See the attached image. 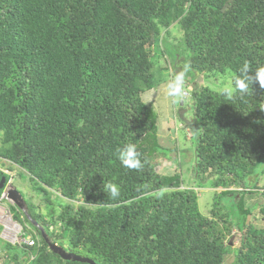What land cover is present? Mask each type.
I'll return each instance as SVG.
<instances>
[{
    "label": "trees",
    "instance_id": "16d2710c",
    "mask_svg": "<svg viewBox=\"0 0 264 264\" xmlns=\"http://www.w3.org/2000/svg\"><path fill=\"white\" fill-rule=\"evenodd\" d=\"M173 25L189 53L184 62L205 79L224 85L245 61L264 66V0H0V159L51 207L42 214L26 201L47 237L96 264H224L231 253L233 264H264V229L245 201L264 196L258 83L232 98L188 83L182 101L190 127L200 129L191 145L197 184L181 168L171 177L155 170V159L181 157L177 145L162 153L158 115L141 98L164 81L158 71L170 76L159 60L168 63L174 51ZM128 143L140 154L138 170L117 159ZM205 193L213 205L201 209ZM259 212L264 221L263 206ZM13 219L36 244H4L3 264H86L52 253L21 211Z\"/></svg>",
    "mask_w": 264,
    "mask_h": 264
},
{
    "label": "rangeland",
    "instance_id": "374dc122",
    "mask_svg": "<svg viewBox=\"0 0 264 264\" xmlns=\"http://www.w3.org/2000/svg\"><path fill=\"white\" fill-rule=\"evenodd\" d=\"M181 37H182L181 30L178 28L177 25H173L171 28V38L169 40H170V43L172 42L171 44L175 45L174 51L169 53V56L167 57L168 63H165V59L159 60L161 63L160 64L161 67L168 66L171 69L170 73L174 69H177L179 66H181L183 63H186L184 62L183 58L185 57V55L189 54L188 52L186 53L184 47L181 46L182 45ZM174 38L177 40L176 41L173 40ZM181 52H182V55H181ZM171 54H173L172 55L173 57H171ZM174 56L177 59L181 57L178 63V66L177 65L173 66L174 61L176 60L174 59ZM157 59L155 60V62L158 65ZM157 77L159 79L161 78L164 81H162L158 87L152 89L151 91H147L143 93L141 95L142 96L141 98L143 102L151 106L158 115V118H159L158 120V124H159L158 143L161 146L162 153H164L165 151L169 149H172V147L177 145L179 148L181 157L179 158V160H177L178 155L171 154L169 155L168 158L163 157L161 159H155V161L153 162L155 166V170L159 175L165 176V177H171V176H174L175 174H179L183 172L184 177L186 179L191 180L193 184H197L196 181L192 180V168H193V162H194L195 155H194V151L191 145H192L194 137H196V134L198 135L200 129L197 128L198 130L194 131V129L190 127V124L193 121V119L191 118L190 110L188 109V107H186V105L184 104L182 100H184L185 98L186 99L189 98L186 86L190 82L197 84V85L210 86V88H212L214 91H219L220 87H222L223 84H218L221 82H213V80L211 79H205L203 76H200L197 73L190 71L185 80L186 94L182 100H178L174 104L172 100L166 95L165 82L167 81V76L164 74L163 71L160 70L158 71ZM180 168L182 169V171ZM0 172L2 174L1 175L2 178L8 179L0 187V191H2V194L0 196V264H3L6 259V253L4 252V249H5L4 244L8 243V244H12L15 246L24 244L25 247H35V244H36L34 240L32 241L33 244L24 242L25 239H31V237L27 236L28 234L24 232L23 227H25L26 225L23 222L19 223L15 221L13 219V215L16 214L17 211H21L23 214L26 215V217H28V219L33 223V225L39 231H42L43 230L42 226L39 225L37 222H34L30 218L29 214H27L26 201L33 203L38 209L36 211L42 214H47L49 212V209H51V207H48V205L45 204L41 196L42 194L38 195L36 193L35 191L36 186L30 183L27 178H25L26 175L23 174L24 172L21 171L16 166L12 165L9 161L0 159ZM19 173L22 174L23 176L20 177ZM263 184H264V177L261 179L260 186L262 187ZM185 188L191 189L192 187L187 186ZM204 190L210 192L212 189L205 187ZM218 190L220 191V189ZM50 191L53 192V190H50ZM11 193L13 194L14 198L10 197ZM53 194L57 195L56 193H53ZM210 194L205 193L203 196H200V194H198L199 208L201 209L209 208L210 205L211 206L213 205V199H212L213 197ZM60 200L61 199H55L54 207H52L56 213L58 212V214L60 211V207L58 206ZM245 201H246V207L250 208L252 212L251 214L252 224L255 226L256 229H264V221L260 220L262 216L260 215V212H259L261 207L262 206L264 207V196H262L261 194L249 195V196L247 195L245 197ZM72 204L75 207L82 205L81 202H75ZM10 207H16V209L12 208L11 209L12 213H11L9 211ZM5 223H6V226H5ZM28 230H31V229H28ZM54 232L60 234V232H56V231ZM238 236H240V233L237 232V230L235 229L234 233H232L229 239L231 240L230 244H232L233 249H236L239 247V240L236 239V237ZM43 238L48 239L50 244L56 245L57 247H61L57 244L58 241L55 240L54 238L49 239L46 234H45V237L43 236ZM46 244L48 245V243ZM63 249L69 252L68 249L66 248H63ZM26 259H27L26 256L24 255L21 256L22 261H26ZM234 259H235L234 253H231L230 255L225 256L224 264H233ZM67 262H70V261H67Z\"/></svg>",
    "mask_w": 264,
    "mask_h": 264
},
{
    "label": "clouds",
    "instance_id": "9594fccd",
    "mask_svg": "<svg viewBox=\"0 0 264 264\" xmlns=\"http://www.w3.org/2000/svg\"><path fill=\"white\" fill-rule=\"evenodd\" d=\"M191 70L189 63H183L177 69H174L167 81L165 82L166 95L175 104L178 100H182L186 94L185 80ZM258 83L261 89H264V66H259L254 70L249 62L245 61L229 78L228 82L220 87V94L232 98L234 95H248L252 91V85ZM264 110V109H261ZM117 159L120 164L130 170H138L142 165L140 154L135 144H125L118 150ZM108 195L111 198H118L120 195L117 185L109 183L107 186Z\"/></svg>",
    "mask_w": 264,
    "mask_h": 264
},
{
    "label": "water",
    "instance_id": "95a60500",
    "mask_svg": "<svg viewBox=\"0 0 264 264\" xmlns=\"http://www.w3.org/2000/svg\"><path fill=\"white\" fill-rule=\"evenodd\" d=\"M6 182L5 178L0 177V187ZM11 198L13 197V194H10ZM19 206V205H18ZM20 207V206H19ZM21 208V207H20ZM42 235L45 237V233L42 230L41 231ZM46 243H48V246L51 250V252L55 253L56 255H58L63 261H73V262H78V263H86V264H95L93 261L89 260V259H85V258H81L79 256H76L72 253L67 252L66 250H64L61 247H57L56 245H52L50 244V242L48 241V239L45 238Z\"/></svg>",
    "mask_w": 264,
    "mask_h": 264
},
{
    "label": "built area",
    "instance_id": "2783aa9c",
    "mask_svg": "<svg viewBox=\"0 0 264 264\" xmlns=\"http://www.w3.org/2000/svg\"><path fill=\"white\" fill-rule=\"evenodd\" d=\"M29 241H30V242H29ZM32 241H33L32 239H25L24 242H25V243H29V244H33Z\"/></svg>",
    "mask_w": 264,
    "mask_h": 264
},
{
    "label": "bare ground",
    "instance_id": "6f19581e",
    "mask_svg": "<svg viewBox=\"0 0 264 264\" xmlns=\"http://www.w3.org/2000/svg\"><path fill=\"white\" fill-rule=\"evenodd\" d=\"M5 219H6V217H5ZM8 219H9V218H8ZM11 223H12V222H11ZM7 224H8V223H7ZM5 226H6V223H5ZM7 226H8V225H7ZM12 226H13V225H12ZM9 230H10V229H9ZM7 231H8V229H7ZM14 232H15V231H14ZM9 233H10V232H9ZM9 233H8V234H9Z\"/></svg>",
    "mask_w": 264,
    "mask_h": 264
}]
</instances>
